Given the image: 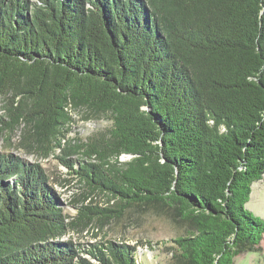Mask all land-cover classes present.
<instances>
[{
	"label": "trees",
	"instance_id": "obj_1",
	"mask_svg": "<svg viewBox=\"0 0 264 264\" xmlns=\"http://www.w3.org/2000/svg\"><path fill=\"white\" fill-rule=\"evenodd\" d=\"M0 96V133L23 124L114 203L70 222L42 168L0 154V264H139L125 241H59L130 209L177 219L172 264L259 246L264 221L245 205L264 175V0H0ZM69 105L108 127L63 145Z\"/></svg>",
	"mask_w": 264,
	"mask_h": 264
},
{
	"label": "rangeland",
	"instance_id": "obj_2",
	"mask_svg": "<svg viewBox=\"0 0 264 264\" xmlns=\"http://www.w3.org/2000/svg\"><path fill=\"white\" fill-rule=\"evenodd\" d=\"M1 105L0 96V107ZM2 113L0 110V116ZM67 114L68 119L60 127L59 139L63 145L79 139L86 140L104 131L109 125L106 116L94 113L83 106L69 105ZM23 129V124H19L10 131L0 133V154H9L29 165H38L42 168L48 179V186L59 198L63 214L68 217V221L74 219L82 206L110 209L114 205L107 200V196L101 194L88 196L85 188L68 175L66 168L57 159L60 155L59 150L51 151V154L44 158L45 147L36 144L35 137L24 136ZM53 142L55 141L45 146L49 147ZM72 159L79 157L74 156ZM127 159L128 157H121L120 161ZM245 209L264 221V175L260 181L252 184L250 200ZM177 235H183L177 219L171 223L162 218L145 215L140 210L130 209L118 219L97 216L90 222L69 228L59 241L70 242L73 245H96L108 240L122 244L125 241V244L136 247L139 264H172L175 253L172 241ZM139 241L149 242L150 247L138 246ZM83 257L88 259L87 256ZM91 262L93 263V260ZM233 264H264V234L255 250L239 254Z\"/></svg>",
	"mask_w": 264,
	"mask_h": 264
}]
</instances>
